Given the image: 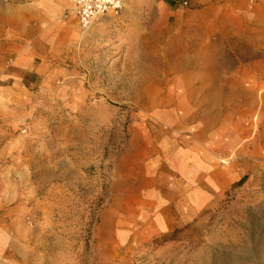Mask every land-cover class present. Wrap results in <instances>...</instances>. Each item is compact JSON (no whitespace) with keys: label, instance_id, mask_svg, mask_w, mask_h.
I'll return each mask as SVG.
<instances>
[{"label":"rangeland","instance_id":"rangeland-1","mask_svg":"<svg viewBox=\"0 0 264 264\" xmlns=\"http://www.w3.org/2000/svg\"><path fill=\"white\" fill-rule=\"evenodd\" d=\"M0 0V264H264V0Z\"/></svg>","mask_w":264,"mask_h":264},{"label":"built area","instance_id":"built-area-1","mask_svg":"<svg viewBox=\"0 0 264 264\" xmlns=\"http://www.w3.org/2000/svg\"><path fill=\"white\" fill-rule=\"evenodd\" d=\"M71 13L83 29H88L100 18L118 15L122 10L123 0H68Z\"/></svg>","mask_w":264,"mask_h":264},{"label":"crops","instance_id":"crops-1","mask_svg":"<svg viewBox=\"0 0 264 264\" xmlns=\"http://www.w3.org/2000/svg\"><path fill=\"white\" fill-rule=\"evenodd\" d=\"M53 1L54 0H48V9H53V10H55V8L56 7H53ZM64 1V5L66 6V8H67V5H69V9L71 8V5H70V3H69V1L68 0H63ZM74 18H75V16H74ZM109 17H105V18H102L101 19V21H105V20H107ZM76 19V18H75ZM77 20V19H76Z\"/></svg>","mask_w":264,"mask_h":264},{"label":"bare ground","instance_id":"bare-ground-1","mask_svg":"<svg viewBox=\"0 0 264 264\" xmlns=\"http://www.w3.org/2000/svg\"><path fill=\"white\" fill-rule=\"evenodd\" d=\"M106 17H110V16H106ZM102 18H105V17H102ZM102 18H100V19H102ZM91 27H93V25ZM91 27H90V29H91Z\"/></svg>","mask_w":264,"mask_h":264}]
</instances>
